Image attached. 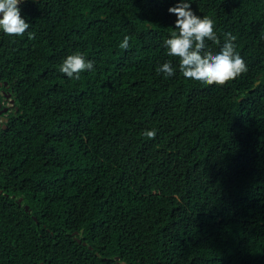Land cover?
I'll return each instance as SVG.
<instances>
[{"label":"trees","instance_id":"obj_1","mask_svg":"<svg viewBox=\"0 0 264 264\" xmlns=\"http://www.w3.org/2000/svg\"><path fill=\"white\" fill-rule=\"evenodd\" d=\"M179 2L24 0L35 39L0 32V264H264V0H191L207 50L237 37L223 86L167 55Z\"/></svg>","mask_w":264,"mask_h":264},{"label":"clouds","instance_id":"obj_2","mask_svg":"<svg viewBox=\"0 0 264 264\" xmlns=\"http://www.w3.org/2000/svg\"><path fill=\"white\" fill-rule=\"evenodd\" d=\"M23 2L24 0H0V32L14 37L23 36L27 32L29 39H35V33L28 31L31 24L21 15L19 5ZM168 11L177 17L176 31L164 41V47L169 57L179 58V71L185 79L223 86L248 71L244 59L236 51L237 37L231 32L224 34V43L219 52L207 50L206 41L221 44L214 31L215 21L208 16L196 15L192 10L191 0H180ZM129 39L125 36L120 47L127 49ZM86 70H94V62L86 60L79 51L68 55L60 65V71L70 79H80V74ZM156 71L158 74L163 73L165 77H172L176 73L171 60L158 66ZM144 135L152 139L156 135V129L145 130Z\"/></svg>","mask_w":264,"mask_h":264},{"label":"water","instance_id":"obj_3","mask_svg":"<svg viewBox=\"0 0 264 264\" xmlns=\"http://www.w3.org/2000/svg\"><path fill=\"white\" fill-rule=\"evenodd\" d=\"M0 85H1V82H0ZM3 97H4V95H3ZM8 97H10L9 94L6 95L5 98H8ZM13 103H14V101L12 99H10V105H12ZM7 110H8V106L1 108V102H0V124H1L2 121H6L8 119L4 115H1L2 113L7 112ZM3 127L5 128L6 125L4 124ZM26 208H27V206H26ZM81 232H82V230H81Z\"/></svg>","mask_w":264,"mask_h":264},{"label":"flooded vegetation","instance_id":"obj_4","mask_svg":"<svg viewBox=\"0 0 264 264\" xmlns=\"http://www.w3.org/2000/svg\"><path fill=\"white\" fill-rule=\"evenodd\" d=\"M2 84V83H1ZM10 95V93H7L5 90H3V89H0V95H4V98H2V102L3 103H5V105L7 104V106H10L9 105V101H10V97H8V98H5L6 97V95ZM4 107H6V106H4ZM7 117V116H6Z\"/></svg>","mask_w":264,"mask_h":264}]
</instances>
